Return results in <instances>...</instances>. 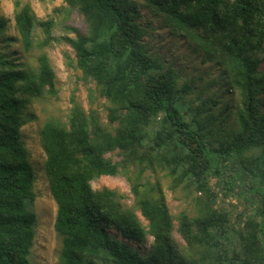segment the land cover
<instances>
[{"label":"trees","instance_id":"1","mask_svg":"<svg viewBox=\"0 0 264 264\" xmlns=\"http://www.w3.org/2000/svg\"><path fill=\"white\" fill-rule=\"evenodd\" d=\"M63 1L83 18L74 37L55 38L53 16L38 18L27 3L14 4L15 34L0 18V264H35L39 226L49 229L35 202L38 169L54 203V264H264V0ZM157 28L221 72L237 99L231 122L229 106L195 103L192 79L149 51L143 37ZM53 41L94 89L86 109L71 95L65 122L40 119L37 166L21 130L35 100L56 94L44 50ZM118 175L131 207L117 190L92 186ZM212 176L243 198L234 217ZM163 179L192 209L171 212ZM116 234L151 242L142 254Z\"/></svg>","mask_w":264,"mask_h":264},{"label":"rangeland","instance_id":"2","mask_svg":"<svg viewBox=\"0 0 264 264\" xmlns=\"http://www.w3.org/2000/svg\"><path fill=\"white\" fill-rule=\"evenodd\" d=\"M27 3L38 18H45L46 16H53L55 19V26L52 29V35L55 38L70 36L74 37L77 32L85 31V25L82 16L75 10L67 9L63 0H0V18L6 20V29L4 33L12 35L15 34L12 28L13 9L15 2ZM158 26V25H157ZM1 33V32H0ZM149 35L144 36L146 46L149 51L159 55L161 59H165L179 70L183 75V80L192 79L194 92L191 94V99L195 101L197 98H214L218 101L217 110L220 106H229V109L223 111V116L226 122H231L233 115L230 109L234 108L237 99L234 95H229L230 92L225 84L221 72L212 63H203L202 56L198 52H194L191 47L176 37H171L165 30L157 28L148 32ZM15 47V45H14ZM15 50V49H13ZM45 52L48 54L50 63L55 72V95H44L36 99L31 108L34 112V118L26 121L22 126V136L26 138V143L32 151L31 161L33 164L40 166L42 163V155L38 148L37 130L40 119L44 117H55L66 121V117L70 108L71 95L82 104L86 109L90 104V96L88 88L94 89L92 82L86 83L78 70L73 67L72 63H67L68 55L72 58V53L68 46L62 41H53L52 45L45 47ZM39 50H33L29 54V60L34 61ZM22 60V58H21ZM260 67L264 68V54L262 55ZM202 77L200 79L199 77ZM261 106L264 108V98H261ZM194 101V102H195ZM97 109L101 110L99 101L94 103ZM102 102V100H101ZM197 103V101L195 102ZM103 114V113H102ZM38 173V196L36 199L37 210L41 211L40 220L47 225V231L42 225L38 229V237L36 239V247L33 253V260L35 264H54V245L56 244L50 232V225L52 223V216L54 214V203L51 199L43 174ZM212 184H216L219 194V206L234 217L238 212L243 210V198L238 196L235 191H227L222 183H217V178L212 176L210 178ZM94 188L106 186L117 190L123 195V201L129 207L132 206L133 198L130 192V186L123 176H102L92 181ZM163 188L165 191L167 203L171 212L177 215L182 209L191 208L192 202L186 193L180 190H171L168 188V180L163 179ZM40 216V215H39ZM140 217V216H139ZM142 220V218L140 217ZM143 221V220H142ZM116 238L120 241L129 243L133 247L140 249L144 254L151 242V237L140 245L134 241H128L120 234H116Z\"/></svg>","mask_w":264,"mask_h":264},{"label":"bare ground","instance_id":"3","mask_svg":"<svg viewBox=\"0 0 264 264\" xmlns=\"http://www.w3.org/2000/svg\"><path fill=\"white\" fill-rule=\"evenodd\" d=\"M44 228V227H43ZM47 231V230H46Z\"/></svg>","mask_w":264,"mask_h":264}]
</instances>
